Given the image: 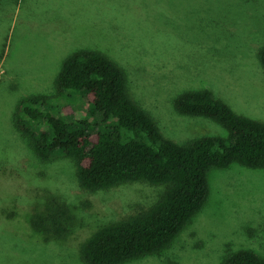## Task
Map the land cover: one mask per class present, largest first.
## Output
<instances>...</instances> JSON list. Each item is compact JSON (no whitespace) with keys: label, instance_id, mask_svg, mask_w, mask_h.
Returning <instances> with one entry per match:
<instances>
[{"label":"rangeland","instance_id":"374dc122","mask_svg":"<svg viewBox=\"0 0 264 264\" xmlns=\"http://www.w3.org/2000/svg\"><path fill=\"white\" fill-rule=\"evenodd\" d=\"M264 0H0V264H87L83 244L135 216L160 189L129 183L82 189L63 154L40 165L13 116L17 103L54 91L64 60L99 51L123 67L132 99L178 143L225 136L215 121L180 114L175 98L211 89L237 114L264 121ZM56 116L88 113L89 96L68 92ZM203 209L160 253L123 264H221L229 252L264 256V170L234 163L209 173ZM68 199L73 222L47 240L31 225L46 194Z\"/></svg>","mask_w":264,"mask_h":264},{"label":"trees","instance_id":"16d2710c","mask_svg":"<svg viewBox=\"0 0 264 264\" xmlns=\"http://www.w3.org/2000/svg\"><path fill=\"white\" fill-rule=\"evenodd\" d=\"M258 58L264 71V47ZM68 92L89 96L88 113H54ZM177 112L220 124L225 136H201L183 143L167 138L155 118L130 95L125 70L102 52L78 49L63 62L54 91L32 94L16 105L13 124L40 165L61 153L79 185L92 193L129 183L160 189L135 216L104 226L82 246L87 264H123L160 253L205 206L209 173L234 163L264 170V121L237 114L209 88L189 90L174 100ZM32 227L47 240L63 238L73 222L68 199L46 194ZM221 264H264L251 249L229 252Z\"/></svg>","mask_w":264,"mask_h":264}]
</instances>
